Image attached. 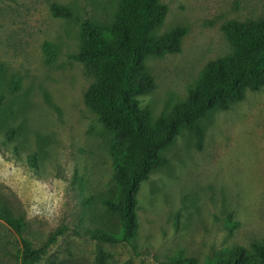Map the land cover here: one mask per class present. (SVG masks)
Instances as JSON below:
<instances>
[{
  "label": "rangeland",
  "instance_id": "374dc122",
  "mask_svg": "<svg viewBox=\"0 0 264 264\" xmlns=\"http://www.w3.org/2000/svg\"><path fill=\"white\" fill-rule=\"evenodd\" d=\"M118 2L0 0V202L26 224L21 235L0 220V264H96L102 250L109 264H172L180 256L209 264L264 243V86L202 118L201 149L183 129L162 152L169 162L141 184L131 242L90 238L96 228L120 230L104 204L119 185L112 135L85 101L94 79L72 55L82 22L111 20ZM162 2L168 12L156 34L187 32L180 51L146 60L156 87L140 103L155 119L185 99L208 61L230 52L225 22L264 16V0ZM54 3L73 16L55 15ZM23 238L41 250L36 259H23Z\"/></svg>",
  "mask_w": 264,
  "mask_h": 264
},
{
  "label": "trees",
  "instance_id": "16d2710c",
  "mask_svg": "<svg viewBox=\"0 0 264 264\" xmlns=\"http://www.w3.org/2000/svg\"><path fill=\"white\" fill-rule=\"evenodd\" d=\"M52 11L57 16H73L71 8L58 3L52 5ZM167 12L162 0H119L111 20L82 22L81 45L72 58L83 63L85 72L94 79L85 101L112 135L110 150L119 185L117 198L105 199L104 204L118 217L120 230H90V238L97 241L131 242L139 226L141 184L153 170L169 162L162 152L174 144L183 129L195 132L197 147L201 149L204 129L200 120L213 109H229L245 97L247 90L256 91L264 86V16L228 20L223 31L230 52L208 61L185 99L168 114L155 119L151 109L140 103V97L156 87L146 60L180 51L187 32L186 27L177 26L157 35L156 29ZM14 134L13 129L8 132L9 137ZM0 220L23 234V219L1 202ZM22 240L23 259H36L41 250L32 248L28 239ZM109 257V252L100 251L96 264H109ZM172 264H197V259L180 256ZM209 264H264V243L255 242L251 249L238 246Z\"/></svg>",
  "mask_w": 264,
  "mask_h": 264
}]
</instances>
